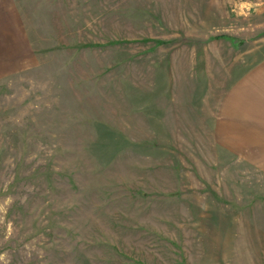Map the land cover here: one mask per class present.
<instances>
[{"label": "rangeland", "instance_id": "374dc122", "mask_svg": "<svg viewBox=\"0 0 264 264\" xmlns=\"http://www.w3.org/2000/svg\"><path fill=\"white\" fill-rule=\"evenodd\" d=\"M248 57L264 0H0V264H264Z\"/></svg>", "mask_w": 264, "mask_h": 264}, {"label": "crops", "instance_id": "0c3cea01", "mask_svg": "<svg viewBox=\"0 0 264 264\" xmlns=\"http://www.w3.org/2000/svg\"><path fill=\"white\" fill-rule=\"evenodd\" d=\"M247 60H248V63H246V65H260L259 67H257V70L253 69V70L249 71L246 74V79H245L248 83V87H252V85H253V88L255 87V89H258L255 92H258L259 88H261V87L264 88V58H262L261 60L256 61V62H252V60H250L251 61L250 62L249 57L247 58ZM262 93L264 95V92H262ZM229 102H230V100L226 101L225 108L228 107ZM262 110H263L262 113H264V98H263ZM246 120H247V124H246L245 128L250 129L252 133H253V130L264 129V116H262V118L247 117Z\"/></svg>", "mask_w": 264, "mask_h": 264}]
</instances>
